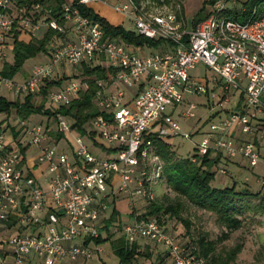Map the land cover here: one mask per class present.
Returning a JSON list of instances; mask_svg holds the SVG:
<instances>
[{
  "label": "built area",
  "instance_id": "1",
  "mask_svg": "<svg viewBox=\"0 0 264 264\" xmlns=\"http://www.w3.org/2000/svg\"><path fill=\"white\" fill-rule=\"evenodd\" d=\"M76 3L107 5L131 23L132 28H125L162 43L134 46L104 36L98 21L81 14L70 1L60 4V23L37 13L38 1L16 5L0 0V67L7 59L4 49L10 48L13 26L27 36L46 27L66 35L49 44L44 59L32 63L24 77L0 75L1 89L13 95L38 93L55 73L59 81L47 89L45 98L56 108L68 104L88 84L86 75L57 76L64 66L113 68L106 77L94 79L92 101L100 112L83 123L90 125L89 130H78L73 118L61 112L51 115V123L46 117L16 115L11 122L8 114L0 116V264H24L31 255L41 258L42 264H52L58 257H91V245L84 240L100 232V215L115 193L152 198L150 184L159 179L162 161L151 137L190 136L167 110L182 100L183 92L203 94L206 104L222 107L239 89L232 107L202 132L194 152L218 153L222 160L240 155L249 166L264 161L259 150L264 115H258L264 112V2L238 21L223 13L224 0H214L208 13L189 28L182 27L176 1L157 7L138 0ZM198 62L218 78L193 79L189 70ZM194 108L187 101L180 116L192 117ZM52 131L59 136L54 139ZM14 138L16 146H11ZM25 146L33 149L30 162ZM215 167L226 171L222 161ZM256 180L264 188V174ZM166 227L154 216L134 215L119 229L128 241L145 238L161 246L170 264L204 263L194 241L177 237Z\"/></svg>",
  "mask_w": 264,
  "mask_h": 264
},
{
  "label": "trees",
  "instance_id": "2",
  "mask_svg": "<svg viewBox=\"0 0 264 264\" xmlns=\"http://www.w3.org/2000/svg\"><path fill=\"white\" fill-rule=\"evenodd\" d=\"M38 1L40 9L37 13L45 16V18L54 17L60 23V4L65 0H13L16 5L29 4ZM71 4H75L81 14L86 15L93 20L98 21L104 36H115L131 45H139L146 47H157L162 43V39L149 38L141 34L135 33L133 30L125 28L120 23H112L104 16L96 12L91 5L77 4L76 0H69ZM158 4L170 3L169 0H155ZM212 3L214 0H205ZM175 2V1H174ZM264 0H240V6H225L222 11L226 15L238 21L245 20L251 14L253 6H260ZM153 3V2H152ZM155 4V3H154ZM49 11L45 13V9ZM181 9V8H180ZM201 8L196 11L191 19V25L201 19L204 15L200 12ZM62 33L51 27L41 28L40 35L30 34L26 38L21 37L15 26L11 29L9 38L11 57L2 62L0 67V75L12 77L20 68L22 62L36 53L42 54L47 51L49 44L55 43L62 39ZM113 68L110 66L86 65L81 64L79 73L75 75H86L87 87L81 90L71 99L66 105H60L54 108L44 107L40 102L35 104L32 102L31 94L27 93L21 99H8L0 95V112L8 114L10 109L15 110V114L19 117H27L33 113H46L54 115L55 112L68 114L73 118V125L78 129H82L89 117L99 113L100 111L94 105L92 97L96 88L94 79L106 77ZM59 79H45L44 84L40 86V93L45 96L47 89L57 83ZM59 133L54 134L57 138ZM151 143L154 151L159 155L162 161V169L159 179L163 176L164 181L169 185L177 195L184 197L189 203L209 210L214 213L215 221L222 226V230L215 239H206L204 236H199L194 242L198 247V252L204 257L203 264H214L215 257L213 249L216 241H221L228 237L230 231L241 226L243 222L244 212L249 209L253 212L264 211V196L258 192H251L247 188H235L234 182L231 185L215 186L211 184L214 173L217 170L215 164L222 160L218 153L205 152L197 154L192 152L190 156L174 157L167 139L151 137ZM222 161H226L223 159ZM256 196L255 203H249L247 197ZM152 199V198H151ZM149 200L146 204V209L135 214V217L154 216L161 221L160 214L167 213L173 215L176 219L183 222L185 231L188 230L186 220L177 214V209L173 203H155ZM108 202L104 213L100 215V232L97 236L86 238L84 243L98 244L105 240L109 241L113 253L117 260L125 264H129L132 259L140 254L138 247V238L130 241L126 240L120 232V222L117 219L118 210L112 203ZM116 225V226H115ZM92 242V243H91ZM241 247V242L234 244L226 252L220 264H226L232 260ZM148 254V252H146ZM149 264H158L150 262Z\"/></svg>",
  "mask_w": 264,
  "mask_h": 264
},
{
  "label": "rangeland",
  "instance_id": "3",
  "mask_svg": "<svg viewBox=\"0 0 264 264\" xmlns=\"http://www.w3.org/2000/svg\"><path fill=\"white\" fill-rule=\"evenodd\" d=\"M69 1V0H65ZM141 3L159 5L155 0H138ZM171 2H179L180 4V21L183 28H189L191 25V19L195 15L196 11L200 10L202 15H206L210 10V3L205 0H169ZM153 2V3H152ZM155 3V4H154ZM168 3V4H170ZM225 6H240V0H224ZM100 3H92L91 7L98 12L100 15L104 16L108 21L112 23H120L124 27L132 28L129 21L126 20L125 16L112 10L109 6H101ZM41 29V28H40ZM40 29L36 30L35 34L38 37L40 35ZM21 37L26 38L27 34L24 32L20 33ZM66 35H62L65 38ZM9 41V39H8ZM9 43V42H8ZM146 50V49H145ZM4 58L10 59L11 50L9 46L5 49ZM43 55L41 52L26 58L19 70L12 76V78H22L26 74L27 69L32 65V63L39 62L43 60ZM65 71H57V76L62 78L72 77L79 73V66L77 65H66ZM189 73L193 79L197 80H207L208 82L212 79L218 78V75L209 69L206 65L201 62L196 63L190 70ZM52 79H55V73ZM241 86L245 85V81L241 83ZM239 89L230 96V102L223 104L222 107L212 106V104H206L205 95L203 94H190L183 92L182 100L174 106V108L168 106L167 110L171 111L173 118L178 122L181 129L189 131V137H182L180 135H174L167 138L170 144V148L173 152L174 157H186L190 156L194 152L195 142L202 137V132L208 130L210 122H215L219 115H223V112L228 111L234 104ZM0 95L8 99H21L24 94L13 95L10 92L0 88ZM44 95V94H43ZM40 91L38 93L31 94L32 102L38 104L43 103L44 107L51 108V105L46 100ZM187 101H192L195 104L194 115L189 118H182L180 116V110L185 107ZM3 113L0 114V116ZM259 116H263L264 112H259ZM12 116V117H11ZM15 110L10 109L8 113V118H12L11 122L15 120ZM29 116H34L37 119L41 117L47 118L48 123H51V115L46 113H33ZM47 123V124H48ZM84 130H89L90 125L88 123L83 124ZM83 134V132H81ZM55 132H51L54 138ZM241 137H245L241 134ZM16 138L19 139L17 136ZM16 138L11 141V146H16ZM239 138V136H238ZM55 139V138H54ZM22 141V139H19ZM16 143H15V142ZM20 142V141H19ZM24 153L28 156V161L33 160V149L25 146L23 148ZM260 153L264 159V143L260 142L259 145ZM97 153V152H96ZM222 161V160H220ZM225 165V173H220L218 170L215 171L214 177L211 180V184L215 186L231 185L234 182V187L247 188L251 192H258V196H264V188H262L256 180V177L260 174H264V161H258L255 165L249 166L247 161L240 155H236L232 159H226L222 161ZM36 172V169H34ZM152 191V201L155 203H173L177 209V214L184 218L188 224V230L185 231L183 222L176 219L173 215L167 213H161L160 218L163 223L166 224L167 230L180 238H189L192 241L196 240L199 236H204L206 239H215L216 236L222 230L220 226L214 219V213L199 208L191 203H189L184 197L179 196L175 191L165 183L163 176L150 184ZM150 199L141 198L138 196H128L123 193H115L113 196L112 203L118 210L117 219L119 222L129 221L133 218L135 213L142 212L146 209V204ZM249 203H255L257 201L256 196L247 197ZM138 247L140 254L131 260L129 264H149L150 262H157L158 264H170L169 259L164 255L161 246L150 242L145 238H138ZM241 242V247L236 253L234 258L228 261L226 264H264V211L263 212H253L252 210H245L243 222L240 227L230 231L228 237L216 241L213 255L215 257L214 264H220L224 258V252H226L234 244ZM92 243V242H91ZM100 246V250L93 249L91 247V256L93 251L100 255L109 263L116 259V255L113 253L111 247L109 246V241L105 240L97 244ZM148 252V254H146Z\"/></svg>",
  "mask_w": 264,
  "mask_h": 264
},
{
  "label": "crops",
  "instance_id": "4",
  "mask_svg": "<svg viewBox=\"0 0 264 264\" xmlns=\"http://www.w3.org/2000/svg\"><path fill=\"white\" fill-rule=\"evenodd\" d=\"M104 7H107L105 5H101ZM36 32H34L35 34ZM150 241V240H149ZM152 242V241H150ZM90 244V243H89ZM91 247H93V249H98L100 250V246H98L97 244H90ZM93 255L87 259L78 257L76 259H69L67 257H58V258H54L52 264H98V262L100 261H106L101 255L100 253H96L95 251H93ZM117 260V257L114 261H112L111 263L115 262ZM108 262V261H106ZM109 263V262H108ZM24 264H42L41 262V258L36 257L35 255H31L29 256Z\"/></svg>",
  "mask_w": 264,
  "mask_h": 264
}]
</instances>
